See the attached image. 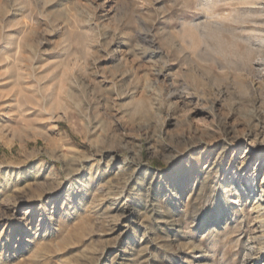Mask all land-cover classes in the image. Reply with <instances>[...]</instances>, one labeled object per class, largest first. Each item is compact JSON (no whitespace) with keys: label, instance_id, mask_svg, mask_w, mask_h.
<instances>
[{"label":"rangeland","instance_id":"374dc122","mask_svg":"<svg viewBox=\"0 0 264 264\" xmlns=\"http://www.w3.org/2000/svg\"><path fill=\"white\" fill-rule=\"evenodd\" d=\"M263 178L264 0H0V264H264Z\"/></svg>","mask_w":264,"mask_h":264},{"label":"bare ground","instance_id":"6f19581e","mask_svg":"<svg viewBox=\"0 0 264 264\" xmlns=\"http://www.w3.org/2000/svg\"><path fill=\"white\" fill-rule=\"evenodd\" d=\"M264 179V178H263ZM247 197V196H246ZM235 198L237 199L238 197L237 196H235ZM238 200V199H237Z\"/></svg>","mask_w":264,"mask_h":264}]
</instances>
